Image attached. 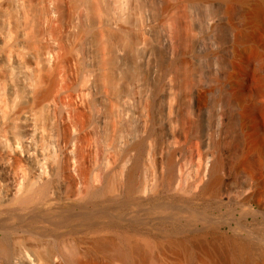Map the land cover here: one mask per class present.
<instances>
[{"label": "bare ground", "instance_id": "obj_1", "mask_svg": "<svg viewBox=\"0 0 264 264\" xmlns=\"http://www.w3.org/2000/svg\"><path fill=\"white\" fill-rule=\"evenodd\" d=\"M263 11L253 0L249 13ZM249 35L231 0H0V264H97L107 251L132 264L147 253L139 244L103 238L81 250V231L107 225L90 222L92 208L167 189L214 198L227 165H246L240 199L255 198L246 152L264 101L246 98L236 72ZM217 82L233 90L232 110L211 97ZM50 236L76 240L74 254ZM175 240L169 248L194 259ZM245 242L227 238L223 251L246 263Z\"/></svg>", "mask_w": 264, "mask_h": 264}, {"label": "rangeland", "instance_id": "obj_2", "mask_svg": "<svg viewBox=\"0 0 264 264\" xmlns=\"http://www.w3.org/2000/svg\"><path fill=\"white\" fill-rule=\"evenodd\" d=\"M231 3L243 29L251 34L248 42L241 48V55L237 61L236 72L240 77V82L242 83L243 81L241 90L246 87L245 96L251 101H255V99H257L256 101H264V94L262 93L264 91V11L260 14L251 15L249 11L252 8L253 0H231ZM207 12H212V9L207 10ZM213 86L211 94L214 93L210 96L213 97L215 95V98L223 102L222 106L224 108L228 109L229 107V110L230 108L232 110L235 107V101L233 102L231 98L233 90L230 86L218 82ZM225 101H228V103ZM221 102L219 103L221 104ZM257 113L260 125L257 126L258 128L254 127L250 130V135L252 136H250V147L246 152L247 165H251L254 169L259 183L255 198L249 201L240 199L243 191L241 186L242 182H244L242 179L245 178L242 170L246 168V165L239 171H234V168L227 165L224 171L226 174H231L230 181L222 184V188L224 190L232 182L235 185V189L231 191V195L235 199L220 198V194L223 191L221 188L220 194L218 193L217 197L212 198L206 194L202 195L197 187L192 190L182 189L179 192L167 189L153 197L140 196L135 193L131 196L124 195L118 199H109L107 200L108 202L106 201V205L103 203L100 208L95 206L92 208L94 213L90 221H100L102 224H107L106 227L102 230L81 231L79 233V236L83 237L81 250L83 251L84 248L89 247L98 239L109 238L116 242L123 241L125 244H139V247H143L145 251L147 250L146 255H143L144 258H142L140 252L137 255L134 254L132 264H226L227 262V264H240L241 262L243 264H264V111ZM231 124H233L231 126L235 130V139L237 141V128L234 123ZM228 158L231 157L228 156ZM205 175L204 173L203 177H206ZM138 181H141L140 177L137 179L136 185L139 184ZM184 184L183 182L180 187L184 188ZM61 218L62 216H46L44 214L40 217L44 224H49L52 227L57 226L60 230L67 229L69 223L61 224L59 222V220H62ZM81 219L78 218L75 222L80 225L87 222V220ZM212 225H216L217 228ZM83 226L81 225L80 228ZM133 226H137L140 231L133 233L131 229ZM203 228H206V231ZM230 237H239L240 240L246 241V244L249 241L248 249H246V252L248 250L249 261L246 259V263L244 262L245 252L243 253L244 256L242 254L243 260H238V263L233 261L234 254L230 252L231 250L227 249L224 252L223 242ZM49 238L50 241L47 245H53L56 248L59 246L63 247L62 245L64 244L65 247H69L71 244L69 237L50 236ZM174 238L178 242L181 240L186 243L189 242L192 254L194 252V259L185 255L181 249L179 250L182 253L178 248H174V250L173 247L172 249L169 248V243L171 240L174 241ZM63 239L67 243H62ZM71 242L73 244L76 242L74 245L78 244L76 240L71 239ZM73 244L69 247V252L74 254L73 250L76 249V246ZM161 244L165 247H161ZM166 246L168 247L166 248ZM69 248L67 249L69 250ZM98 257L100 262L97 264H126L125 259L112 257L108 251L98 253ZM252 257L255 258L253 259ZM230 261H233V263Z\"/></svg>", "mask_w": 264, "mask_h": 264}]
</instances>
